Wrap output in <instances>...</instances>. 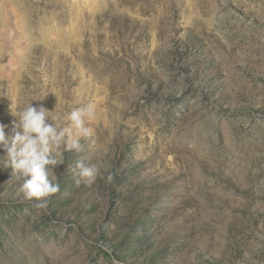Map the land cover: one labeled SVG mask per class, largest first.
I'll return each instance as SVG.
<instances>
[{
    "label": "rangeland",
    "instance_id": "1",
    "mask_svg": "<svg viewBox=\"0 0 264 264\" xmlns=\"http://www.w3.org/2000/svg\"><path fill=\"white\" fill-rule=\"evenodd\" d=\"M31 101L95 136L46 211L0 146V264H264V0H0L9 137Z\"/></svg>",
    "mask_w": 264,
    "mask_h": 264
},
{
    "label": "clouds",
    "instance_id": "2",
    "mask_svg": "<svg viewBox=\"0 0 264 264\" xmlns=\"http://www.w3.org/2000/svg\"><path fill=\"white\" fill-rule=\"evenodd\" d=\"M39 101V100H33ZM18 106L11 102L12 136L0 125V146L6 151L4 167L12 169L13 177L24 178L21 191L24 199L34 201L37 209L47 210L48 201L59 192V183H54L57 157L64 151H81V138L91 139L95 136L92 127L86 122L95 119L96 106L89 103L83 108L73 110L67 117L68 126L62 127L58 115H50L43 104ZM62 162V161H61ZM76 183L81 181L91 186L99 174L97 165H88L83 160L77 162ZM114 177L109 174L106 182L111 183Z\"/></svg>",
    "mask_w": 264,
    "mask_h": 264
}]
</instances>
